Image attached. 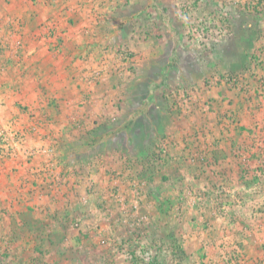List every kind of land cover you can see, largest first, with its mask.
Wrapping results in <instances>:
<instances>
[{
  "label": "rangeland",
  "instance_id": "obj_1",
  "mask_svg": "<svg viewBox=\"0 0 264 264\" xmlns=\"http://www.w3.org/2000/svg\"><path fill=\"white\" fill-rule=\"evenodd\" d=\"M0 264H264V0H0Z\"/></svg>",
  "mask_w": 264,
  "mask_h": 264
}]
</instances>
